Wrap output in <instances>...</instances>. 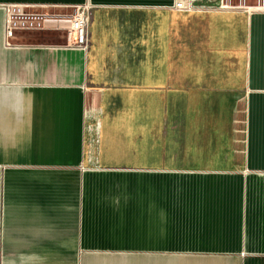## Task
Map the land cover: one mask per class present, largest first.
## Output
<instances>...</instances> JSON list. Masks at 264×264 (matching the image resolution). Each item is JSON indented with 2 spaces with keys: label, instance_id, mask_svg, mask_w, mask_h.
<instances>
[{
  "label": "crops",
  "instance_id": "0c3cea01",
  "mask_svg": "<svg viewBox=\"0 0 264 264\" xmlns=\"http://www.w3.org/2000/svg\"><path fill=\"white\" fill-rule=\"evenodd\" d=\"M175 1L0 0V264H264V0Z\"/></svg>",
  "mask_w": 264,
  "mask_h": 264
},
{
  "label": "built area",
  "instance_id": "2783aa9c",
  "mask_svg": "<svg viewBox=\"0 0 264 264\" xmlns=\"http://www.w3.org/2000/svg\"><path fill=\"white\" fill-rule=\"evenodd\" d=\"M178 9H195L192 0H176L175 5ZM7 10V31L11 33L14 29L39 28L51 16L66 17L69 21L67 26L68 44L72 47H79L84 50L91 45V33L89 29L93 5L86 2L72 8L68 14L61 12L52 14L49 8L58 6L28 5V4H6ZM264 7V6H263Z\"/></svg>",
  "mask_w": 264,
  "mask_h": 264
},
{
  "label": "rangeland",
  "instance_id": "374dc122",
  "mask_svg": "<svg viewBox=\"0 0 264 264\" xmlns=\"http://www.w3.org/2000/svg\"><path fill=\"white\" fill-rule=\"evenodd\" d=\"M195 6V5H194ZM152 98H155V97H152Z\"/></svg>",
  "mask_w": 264,
  "mask_h": 264
}]
</instances>
